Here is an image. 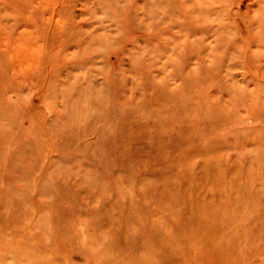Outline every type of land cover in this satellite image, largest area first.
I'll use <instances>...</instances> for the list:
<instances>
[{
	"label": "rangeland",
	"instance_id": "obj_1",
	"mask_svg": "<svg viewBox=\"0 0 264 264\" xmlns=\"http://www.w3.org/2000/svg\"><path fill=\"white\" fill-rule=\"evenodd\" d=\"M0 264H264V0H0Z\"/></svg>",
	"mask_w": 264,
	"mask_h": 264
},
{
	"label": "bare ground",
	"instance_id": "obj_2",
	"mask_svg": "<svg viewBox=\"0 0 264 264\" xmlns=\"http://www.w3.org/2000/svg\"><path fill=\"white\" fill-rule=\"evenodd\" d=\"M134 24V23H133ZM138 26V25H137ZM94 93H95V91H94ZM88 99V98H87ZM92 99H93V97H92ZM89 100V99H88ZM92 102V101H91ZM88 105H89V103H88ZM90 109H91V106H90ZM83 111V110H82ZM88 111V110H87ZM86 112V111H85ZM93 112V111H92ZM86 114V113H85ZM93 115V114H92ZM161 117H158V120L160 119ZM156 119V118H155ZM99 142L100 143H102V148L103 149H106V147H107V142H108V138H103V139H101V140H99ZM31 145V144H30ZM32 151H33V149H32ZM26 152H28V151H26ZM33 153H34V151H33ZM35 155V154H34ZM35 157V156H34ZM132 201V198L131 197H129V202H131ZM123 214H124V221H125V219H126V221H130V218H129V216H128V214H127V210L126 209H124L123 211ZM123 220L122 221H120V224H119V227H121V228H123V226L126 224L125 222H124ZM142 241V240H141Z\"/></svg>",
	"mask_w": 264,
	"mask_h": 264
}]
</instances>
